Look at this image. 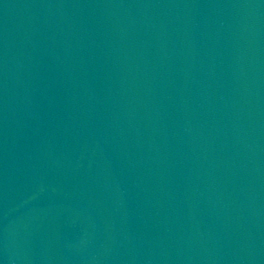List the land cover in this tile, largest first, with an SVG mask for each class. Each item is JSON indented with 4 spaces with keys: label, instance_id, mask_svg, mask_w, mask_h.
Listing matches in <instances>:
<instances>
[{
    "label": "water",
    "instance_id": "water-1",
    "mask_svg": "<svg viewBox=\"0 0 264 264\" xmlns=\"http://www.w3.org/2000/svg\"><path fill=\"white\" fill-rule=\"evenodd\" d=\"M0 264H264V0H0Z\"/></svg>",
    "mask_w": 264,
    "mask_h": 264
}]
</instances>
